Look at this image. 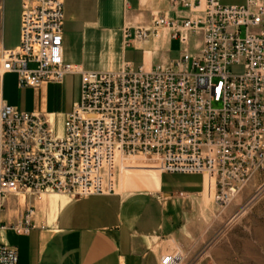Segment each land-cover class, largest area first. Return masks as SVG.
Segmentation results:
<instances>
[{"label":"built area","instance_id":"1","mask_svg":"<svg viewBox=\"0 0 264 264\" xmlns=\"http://www.w3.org/2000/svg\"><path fill=\"white\" fill-rule=\"evenodd\" d=\"M169 2L190 16L124 30L126 45L163 29L181 43L177 61L149 72L129 64L86 72L64 63L63 0L22 2L19 44L0 47V78L14 74L18 89H36L78 75L79 97L62 136L0 97V196L115 195L118 161L154 156L163 174L213 178L214 203L226 208L264 172V0ZM194 35L201 41L191 54ZM233 66L242 72L232 75ZM32 216L28 207L19 222L0 230L27 234L35 228ZM183 261L181 254H166L159 264ZM0 264H18L16 250L0 244Z\"/></svg>","mask_w":264,"mask_h":264},{"label":"crops","instance_id":"2","mask_svg":"<svg viewBox=\"0 0 264 264\" xmlns=\"http://www.w3.org/2000/svg\"><path fill=\"white\" fill-rule=\"evenodd\" d=\"M23 1L0 0V47L4 49L12 50L19 44ZM63 16L64 63L86 72H116L124 64L133 71L149 72L170 64L165 60L160 64L158 57L159 44L170 39L169 32L163 29L142 41L128 40L126 45L124 30L148 29L158 18L179 20L190 13L172 6L169 0H63ZM3 77L2 101L21 112L37 114L3 98ZM60 85L43 84L34 90L39 104L41 99L51 98L59 106ZM76 103L68 105L65 115ZM122 159L117 169L123 190L115 195L83 199L57 194L25 199L0 196V226L15 225L28 207L33 209L31 221L35 225L24 235L0 230V244L16 250L18 264H159L166 254H181L184 264H193L198 250L210 238L215 208L210 202L212 180L199 175L161 174L150 184L129 190L126 186L131 174L154 173V167L127 164ZM177 176L196 182H164L165 177Z\"/></svg>","mask_w":264,"mask_h":264},{"label":"rangeland","instance_id":"3","mask_svg":"<svg viewBox=\"0 0 264 264\" xmlns=\"http://www.w3.org/2000/svg\"><path fill=\"white\" fill-rule=\"evenodd\" d=\"M221 6H242L245 0H218ZM200 36L189 37L188 50L191 54L197 51L200 45ZM159 63L177 61L183 52L181 43L177 40L169 39L159 44ZM242 72L239 66L230 68L232 75ZM56 83H48L55 85ZM62 93V103L57 104L50 99H41L38 102V93H34L33 88L17 89L16 77L14 74H7L2 79L1 92L3 98L12 101V104L24 110H36L37 115L46 120L47 127L56 136L63 135V124L65 120V110L68 105L78 100L79 81L75 75H68L60 82ZM51 91L54 86H49ZM58 107V108H57ZM216 107V106H214ZM58 110L55 113L54 110ZM64 116L61 121V116ZM124 162H139L143 166H153L154 173L135 172L129 177V185L126 188L133 189L150 184L155 178L163 174L160 169L159 161L154 156L135 157L122 159ZM126 164V165H127ZM148 170V169H147ZM117 191L122 192L119 184V169L115 171ZM204 179L213 178L204 177ZM164 182L170 183H191L196 182L186 176L175 178L165 177ZM213 185V184H212ZM213 195L210 200L213 203L214 218L210 230V238L202 249H199L192 260L193 264H264V172L257 175L240 192V194L226 208H219L214 203ZM184 264V261L183 263Z\"/></svg>","mask_w":264,"mask_h":264},{"label":"bare ground","instance_id":"4","mask_svg":"<svg viewBox=\"0 0 264 264\" xmlns=\"http://www.w3.org/2000/svg\"><path fill=\"white\" fill-rule=\"evenodd\" d=\"M234 199H235V198H234ZM234 199H233V200H234ZM233 200H232V201H233ZM230 204H231V203H230Z\"/></svg>","mask_w":264,"mask_h":264}]
</instances>
